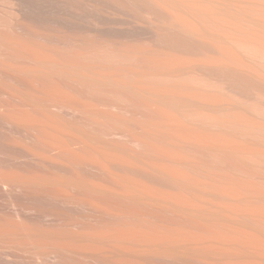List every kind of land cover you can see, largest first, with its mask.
I'll return each instance as SVG.
<instances>
[{
    "label": "bare ground",
    "instance_id": "bare-ground-1",
    "mask_svg": "<svg viewBox=\"0 0 264 264\" xmlns=\"http://www.w3.org/2000/svg\"><path fill=\"white\" fill-rule=\"evenodd\" d=\"M0 264H264V0H0Z\"/></svg>",
    "mask_w": 264,
    "mask_h": 264
}]
</instances>
